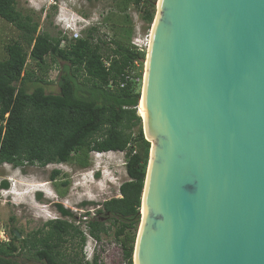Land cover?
<instances>
[{
    "label": "water",
    "instance_id": "obj_1",
    "mask_svg": "<svg viewBox=\"0 0 264 264\" xmlns=\"http://www.w3.org/2000/svg\"><path fill=\"white\" fill-rule=\"evenodd\" d=\"M155 5L133 264H264V0Z\"/></svg>",
    "mask_w": 264,
    "mask_h": 264
},
{
    "label": "trees",
    "instance_id": "obj_2",
    "mask_svg": "<svg viewBox=\"0 0 264 264\" xmlns=\"http://www.w3.org/2000/svg\"><path fill=\"white\" fill-rule=\"evenodd\" d=\"M155 2L135 0L149 23L154 20ZM0 16L20 29L31 45L27 52L19 41L8 44V57L0 59V164L46 166L68 162L74 153L83 152L81 163L85 166L92 151H124L130 179L121 183L120 196L103 201L98 212L113 216L115 235L121 241L122 264H133L137 235L129 229L140 222L151 142L145 138L143 118L137 110L142 81L127 77L126 70L135 60H143L145 52L133 48L131 38L129 42L109 38L106 44L111 54H103V46L94 44L90 33L95 26L87 30L86 37L65 38L63 45L58 37L36 35L38 24L17 7V0H0ZM47 55L65 62L56 93L46 91L35 70H26L29 57L42 68ZM59 174L60 170H55L52 178ZM9 185L7 180L1 182L2 188ZM56 207L62 216H74L62 203ZM88 223L96 239L109 231L100 219ZM47 225L51 226L48 235L36 234L33 239L18 238L12 229L11 241L0 242V264H65L55 251L65 241L64 236L80 233L84 245L83 232L67 220L54 219ZM25 250L36 262L17 259L16 253ZM98 259L95 255L91 264H98Z\"/></svg>",
    "mask_w": 264,
    "mask_h": 264
},
{
    "label": "rangeland",
    "instance_id": "obj_3",
    "mask_svg": "<svg viewBox=\"0 0 264 264\" xmlns=\"http://www.w3.org/2000/svg\"><path fill=\"white\" fill-rule=\"evenodd\" d=\"M17 7L38 24L36 35L58 37L62 45L69 36L86 37L88 28L95 26L90 30L93 43L103 46L105 55L111 54L107 39L129 42L138 30L143 33L152 28L154 21L149 23L143 18L142 9L135 0H17ZM15 41H19L27 52L30 51L31 45L23 32L0 16V59L8 57L7 45ZM45 61L40 68L29 57L26 70H35L36 75L42 77L46 91L56 93L59 91L58 77L65 62L51 55H47ZM135 130L137 132V128ZM84 157L83 152H77L68 162L46 166L14 167L10 163L0 164V182L7 180L10 184L8 188L0 186V238H12V229L29 239L36 234L45 237L51 230L48 221L65 219L82 231L86 238L81 246L80 233L64 236L65 241L55 251L59 252L58 257L65 264H91L95 255L99 258L98 264L124 263L121 241L115 235L117 224L112 215L101 214L98 209L106 199L120 196L121 183L130 179L125 152L92 151L85 166L81 163ZM55 170H60V174L53 179ZM40 183H44V186ZM38 192H42L41 197H38ZM58 203L69 208L74 216H62L56 207ZM94 219L105 221L109 228L101 239H96L90 233L88 222ZM139 223L129 232L137 235ZM55 241L57 237L53 238ZM16 255L20 262L35 260L29 258L31 254L26 250Z\"/></svg>",
    "mask_w": 264,
    "mask_h": 264
},
{
    "label": "built area",
    "instance_id": "obj_4",
    "mask_svg": "<svg viewBox=\"0 0 264 264\" xmlns=\"http://www.w3.org/2000/svg\"><path fill=\"white\" fill-rule=\"evenodd\" d=\"M151 34H152L151 28H149L146 32H143V33L138 30L131 38L130 43L132 47L140 52H145V54L147 55V51H148L150 41H151ZM69 38H79V37L69 36ZM105 62H106V65L109 66L110 64L109 61L105 60ZM145 64H146V56L143 60H135L133 64L129 65L128 69L126 70L127 77L134 78L137 81H142V85H143ZM140 73L142 74V76L139 75ZM137 110H138V114L142 116L140 112V100H139V105L137 107ZM0 186H1V182H0ZM10 241H11V238L9 236L0 238V242H10Z\"/></svg>",
    "mask_w": 264,
    "mask_h": 264
},
{
    "label": "bare ground",
    "instance_id": "obj_5",
    "mask_svg": "<svg viewBox=\"0 0 264 264\" xmlns=\"http://www.w3.org/2000/svg\"><path fill=\"white\" fill-rule=\"evenodd\" d=\"M145 106H144V99L142 98L141 102H140V112L141 114L145 117L146 119V113H145ZM42 184V186H44V183H40ZM12 192V191H11ZM19 193V192H18ZM16 194V193H15ZM142 211L144 212V209H142Z\"/></svg>",
    "mask_w": 264,
    "mask_h": 264
},
{
    "label": "clouds",
    "instance_id": "obj_6",
    "mask_svg": "<svg viewBox=\"0 0 264 264\" xmlns=\"http://www.w3.org/2000/svg\"><path fill=\"white\" fill-rule=\"evenodd\" d=\"M80 22H81V21H80ZM91 27H93V26H91ZM91 27H90V28H91ZM90 28H88V30H89ZM70 29H71V28H70ZM72 30H74V28H73ZM38 193H39V192H38Z\"/></svg>",
    "mask_w": 264,
    "mask_h": 264
},
{
    "label": "flooded vegetation",
    "instance_id": "obj_7",
    "mask_svg": "<svg viewBox=\"0 0 264 264\" xmlns=\"http://www.w3.org/2000/svg\"><path fill=\"white\" fill-rule=\"evenodd\" d=\"M33 262H36V261H33Z\"/></svg>",
    "mask_w": 264,
    "mask_h": 264
}]
</instances>
